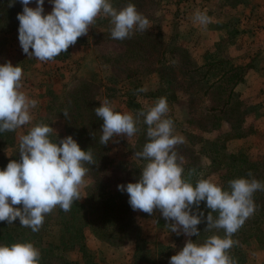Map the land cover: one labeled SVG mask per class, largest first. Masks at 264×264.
Returning a JSON list of instances; mask_svg holds the SVG:
<instances>
[{
    "label": "trees",
    "instance_id": "obj_1",
    "mask_svg": "<svg viewBox=\"0 0 264 264\" xmlns=\"http://www.w3.org/2000/svg\"><path fill=\"white\" fill-rule=\"evenodd\" d=\"M154 1L110 0L118 10L129 3L134 4L150 24L155 22L153 8L150 9ZM10 3L11 0H0V33L17 38V14L22 12L23 5L20 0H15L12 6H9ZM145 3H148L147 7ZM102 21L103 30L98 36L120 48L108 56L100 57V65L106 69L102 79L108 77L107 83L114 87V90L106 88L105 91L110 92V95L105 92L104 98L124 95L134 99L140 96L153 105L158 98L167 97L171 110L176 102V93L186 95L190 117L183 123L185 143L176 147V151L184 157V178L195 186L198 179L216 174L218 183L225 190H228L230 180L241 177L255 178L264 183V155L250 159L241 152L228 153L224 146L226 136L220 135L211 141L205 139V135L218 129L223 121L234 122L233 128L238 131L237 125L242 114L239 109H246L234 98L232 90L242 79L246 68L233 66L229 59L212 57L196 64L191 54L177 44L176 36L163 37L160 32L154 33L150 29L134 31L131 38L125 40H115L111 37L110 18ZM233 33L232 30L228 31L229 35ZM219 47L217 44L216 49ZM169 64L171 65L168 66ZM175 64L180 73L179 80L175 74ZM123 86L127 87L125 93L120 90ZM141 88L145 91H137ZM102 91V82L95 81L91 76H81L74 78L62 92H48L44 118L60 121L63 128L62 135L51 134L50 138L58 142L72 136L82 150L92 152L95 163L85 165L90 182L80 202H74L68 212L57 206L45 216L38 232L22 227L19 219L13 224L0 222V244L10 246L17 242H31L41 253L40 264H77L66 258V254L73 251L80 252L84 264H88L89 254L84 239L87 231L112 247L133 242L132 257L136 264H169L174 250L155 240H143L136 221V211L128 203L129 196L126 191L122 192L117 187L137 182L147 163L134 156L135 152L143 150L147 142V125L143 121L137 123L139 131L132 143L131 154L114 163L108 144L100 143L102 120L95 114V108L100 106L98 96L103 95ZM197 93L207 105L193 110ZM64 110L68 112L67 118L63 114ZM168 114V118L172 119V114ZM188 129H196V133ZM15 131L0 133V170L6 168L10 160L18 161L20 158V141H16ZM190 170H194L191 176ZM249 171L252 172V177H248ZM253 200L256 205L254 214L232 236L236 243L229 250V255L237 264H245L246 253L252 242L257 246L264 244V232L261 228L264 225V191L255 192ZM199 211L206 218L210 211L206 202L200 203ZM212 215L216 218L218 213L213 212ZM197 228L200 234L191 236L190 239L198 244L212 235L224 236L223 229L207 230L206 219Z\"/></svg>",
    "mask_w": 264,
    "mask_h": 264
},
{
    "label": "clouds",
    "instance_id": "obj_2",
    "mask_svg": "<svg viewBox=\"0 0 264 264\" xmlns=\"http://www.w3.org/2000/svg\"><path fill=\"white\" fill-rule=\"evenodd\" d=\"M14 2L11 0L9 6ZM31 2L20 0L23 10L17 14L18 39L24 54L42 62L67 52L79 37L88 33L101 14L110 18L111 37L115 40L131 38L134 31L150 27V21L132 3L118 10L110 0H50L53 8L45 15L44 0H35L34 8L29 7ZM194 19L203 26L210 22L201 11L194 14ZM22 76L20 65L13 66L10 61L0 64V133L15 131L33 119L31 110L38 101L21 90ZM168 112L167 97L158 98L135 116L117 111L107 98L95 108L96 116L102 120V145L116 136L133 137L139 131L140 117L147 125V142L142 151L134 154L147 163L137 182L118 185V190L127 192L134 211L151 216L154 210H159L166 221H172L167 225L171 232L198 236L197 226L204 219L207 230L223 229V237L212 235L203 243L188 239L171 256L169 264H237L229 255L236 243L232 236L254 214L253 195L264 191V183L241 177L230 180L225 190L212 178H200L194 186L184 178V157L176 151L177 145L185 142L184 137L175 134L174 121L168 118ZM63 114L68 117L67 110ZM53 131L48 124H35L19 138V160H10L0 170V222L13 224L19 219L22 227L38 232L45 216L57 206L68 212L81 199L80 190L88 172L85 165L95 163L93 154L82 150L72 136L53 141L50 138ZM193 172L190 170L189 176ZM248 177H252L251 171ZM202 201L210 210L206 218L199 211ZM213 212L218 213L216 218ZM40 258L39 249L31 242L0 244V264H40Z\"/></svg>",
    "mask_w": 264,
    "mask_h": 264
},
{
    "label": "crops",
    "instance_id": "obj_3",
    "mask_svg": "<svg viewBox=\"0 0 264 264\" xmlns=\"http://www.w3.org/2000/svg\"><path fill=\"white\" fill-rule=\"evenodd\" d=\"M175 5L184 6L181 8L182 11L184 7H188L187 16L189 17V23L191 26L194 24L200 25L195 19L194 14L197 11L204 12L208 15L211 21H218L221 17V24H216L210 26V22L205 26L207 35L205 38L202 37L201 34L193 33L191 29V34L188 37H193V35H197L194 38V47L192 49L193 53L189 52L194 59L196 64H201L205 59L212 58H222L229 59L233 66L240 65L244 66L246 70L243 72L242 79L233 87L232 93L236 100L241 102V104L246 110H241L242 114L240 115V122L237 125V130L234 129V122L223 121L220 127L216 130L210 131L205 135V139L209 141L214 140L221 136H226V140L224 142L225 150L228 153L236 154V153H244L248 158L255 159L261 155H264V0H173ZM172 1V2H173ZM210 10H214L213 14ZM196 11V12H195ZM185 16V14H184ZM197 28V27H196ZM211 29V31H210ZM232 30L234 32L231 36L228 34V31ZM187 36V35H186ZM5 41L10 40L13 42L14 49L11 51L5 52V50L0 51V64H4L8 61L12 63L13 66L19 65L17 64L18 60L16 59L18 50L15 44L16 40L11 38V36L5 35ZM202 39V40H201ZM193 43V42H192ZM191 43V44H192ZM217 44L220 45L218 49L222 50L219 52L217 50ZM222 44V45H221ZM211 46V47H210ZM189 48V45H188ZM211 48L213 51L210 52ZM69 69L71 66L68 65V69L58 68L60 74H69ZM52 71L48 70V77ZM28 73V72H27ZM22 76V91H24L30 98L37 100L34 98L33 92L29 91L28 82L24 81L26 71L23 69ZM42 76H47L43 72ZM53 77V76H51ZM28 81V80H27ZM53 81V80H52ZM50 90L55 91L54 87H49ZM31 95V96H30ZM40 99H38V104L35 108L31 110L32 121L21 128L16 129L15 131V139L19 142L20 136L27 134L31 127L37 124L39 118L44 116V91L41 93ZM140 99V100H139ZM110 101L113 103L117 111L122 112H131L134 113L135 108L138 107L134 102L140 101L143 104L139 106V109H145L148 106H151L146 98H138L129 99L125 97H112ZM171 109L172 119L175 120L179 125H175V134L183 136V130L185 126L183 123L190 117L187 109V96L182 94L181 103L178 101L177 104L172 105ZM124 107V111H123ZM120 109V110H118ZM246 111L245 113H243ZM136 112V111H135ZM135 116V115H134ZM139 121H143V117H140ZM175 124V123H174ZM48 125L54 129L52 134L62 135L63 128L62 124L58 120H50ZM193 133H196V129H188ZM127 138L126 136H122ZM136 134L129 138V147L125 150L126 146L119 150L120 153H124L127 155L131 154V146L133 141L136 138ZM184 137V136H183ZM119 136L113 137L111 142L118 146ZM110 147V152L112 151L111 147L113 143L108 142ZM185 143V142H184ZM180 144V145H184ZM120 146V145H119ZM207 163V162H206ZM205 163V164H206ZM212 175V174H210ZM209 175V176H210ZM206 179V178H205ZM154 218H157L156 221L158 230L161 234V237L158 238V241L164 243V245L174 244L178 245V242L185 244L189 237L184 235L181 231L180 234L175 232H171L170 228L167 226L172 223V221H166L159 210H154L153 213ZM102 249L116 251L118 256L117 258L121 261L122 258L129 257L124 261H127L132 257L133 252V242L125 243L122 246L116 247L114 249L109 248L105 243H98ZM108 247V248H106ZM257 245L251 243V250H261ZM181 249H177L176 253ZM128 254V256H126ZM255 255L247 256L245 264H260L263 261L264 252L257 251L254 253ZM124 255V256H123ZM250 258V259H248ZM252 258V259H251ZM250 261V263L248 262Z\"/></svg>",
    "mask_w": 264,
    "mask_h": 264
},
{
    "label": "rangeland",
    "instance_id": "obj_4",
    "mask_svg": "<svg viewBox=\"0 0 264 264\" xmlns=\"http://www.w3.org/2000/svg\"><path fill=\"white\" fill-rule=\"evenodd\" d=\"M172 1L173 0H155L154 1V5L150 7V9L153 8V11H154L153 17L155 18V22L150 24L149 29L153 31L154 33L160 32L161 36L163 37H166L168 35L176 36L178 38L177 44L180 47H183L187 52L193 53L192 49L195 45L194 38L198 34H201L202 37L205 38L207 35H204V33H206L207 29L203 25L194 24L193 26H191L192 22L189 23L190 20H188L189 17L187 16L188 7L185 6L184 7L185 11H182L181 8L184 6V4H181L182 6L177 7L175 5L176 3ZM145 4H146L145 7H147L148 3H145ZM29 7H33V8L36 7L35 0H32V2L29 4ZM43 7H44V14L46 15L52 11L53 5L50 3V0H44ZM22 10H23V7H22ZM210 12L213 14L214 10H210ZM106 18L108 17L103 16V14L98 16L95 22L89 27L88 33L84 36L79 37L75 45L70 46L67 52H62L60 55L55 57L53 60L47 61V62L39 61L35 57H31V56L28 57L27 54L23 53L18 37L16 38L15 36L8 35V36H11V38L15 39V41L18 40L16 41L17 44H15L18 50V53L16 56V59L18 60L17 64H19L22 67V69L26 71L24 81L26 83L28 82L29 91L33 92L34 98L38 96L36 99L37 100L40 99L39 97L41 93L44 91V98L48 99V92L50 91L54 92L50 90L49 87H54L55 91H57L54 93L62 92L64 87L66 88L68 84L72 83L74 78L81 77V76H91L93 77L95 81H100L103 83V91H102L103 95L98 96V100L100 104L105 99L104 93L106 92L105 91L106 88H112L114 90V87H112L111 85L107 83L109 82L108 77L105 79H102L103 76H105L106 74V69L100 65V57L108 56L111 53L120 50L119 47L110 44L102 36H98V33L103 30L102 25L104 21L102 20ZM221 22L222 20L220 17L218 21H211L210 26L221 24ZM191 29L193 30V33L195 32L197 33V35H193V37H188L191 34ZM5 35L6 34L0 33V51L2 49V50H5V52H8L14 49V45H13V42H11V39L5 41L6 40L4 37ZM188 45H189V48H188ZM218 50L219 52L222 51L220 49ZM212 51H213V48H211L210 52ZM68 65L71 66V69H69V74H65V73L60 74L59 71H57L58 68L60 67L64 69H68ZM170 65L171 64H169L168 66ZM177 68L178 66L177 64H175L174 70H175L176 77L179 80L180 73L178 72ZM48 70L52 71L51 72L52 74H50L49 77H48ZM43 72L47 74V76L45 77L42 76ZM120 90L122 93H125L127 92V87L123 86L121 87ZM105 94L110 95V92L108 93L106 92ZM195 96H196L195 103H194L195 106L192 105L193 110H198L199 108L207 105V102H205L203 98L202 99L200 98V94L197 93V95L195 94ZM122 97H125V96L123 95ZM136 97L141 98L140 96H136ZM110 99H112V97L108 98L109 101ZM178 101L180 103L182 101V94H180L179 92L176 93V102L174 103V105L175 104L178 105ZM134 103L138 105V107L135 108L134 106L133 115H135L137 112L141 110H144V109H139L140 108L139 106H142V108H144L143 104H141L140 101H136ZM123 111H124V107H123ZM120 112H122V110ZM169 112H171L170 109H169ZM44 113H45V104H44ZM168 115L169 114H167V116ZM140 119L141 118H139V120ZM49 121L50 119L48 120V118H44L43 116L42 118H39L37 122L48 124ZM175 125L176 124H174V128H175ZM119 138L120 139L118 140V146H116V144L110 141V143H113V144L111 147L112 151L109 152V154L114 163H118L124 157L128 156L127 154L120 153L119 150H122L124 146H126L125 150H127V148L130 145L129 140L128 138H124L122 136H119ZM109 150H110V147H109ZM207 178H212L215 182L218 183V178L216 174L207 176L206 179ZM84 180H85V183L81 187V190H80L81 199L78 200L77 202H80L83 199L85 188L90 182V179L87 176H85ZM156 219L157 218H154L153 214L150 216L147 213H144L142 211H139V210L136 211V221L140 228L141 236L143 240H146V241L155 240L156 242H160L158 241V238L161 237V234L159 233L158 230H155V228L158 229L157 227L158 222L156 221ZM261 228H262V231L264 232V225ZM84 239H85V247L89 254L87 258L88 264H136L133 257H131L127 261H124L127 258H129V257H125V258H122L123 260L121 261L120 259L117 258L118 255L114 253L116 251L109 250L107 252L106 251L107 249L104 250L100 248V246L102 245L98 246L97 242L100 243L101 241L94 238L87 231L84 233ZM181 242H178V245L174 244V246L167 245V246H170L174 250V255L177 249H182L184 247L185 244H182ZM107 246L111 249L116 248V247H112L109 245ZM258 247H260L259 249L261 250L257 249V250L252 251L251 246H250V248L247 250L246 258L248 255L249 256L255 255L254 253H257V251H260L261 253L262 251L264 252V244L263 245L260 244L258 245ZM126 256H128V254ZM66 258L69 261L75 262L77 264H84V259L80 252H77V251L69 252L66 254ZM248 262L250 263V261ZM260 264H264V257H263V261Z\"/></svg>",
    "mask_w": 264,
    "mask_h": 264
}]
</instances>
